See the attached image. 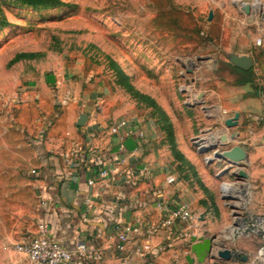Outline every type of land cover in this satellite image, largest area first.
Returning a JSON list of instances; mask_svg holds the SVG:
<instances>
[{
  "label": "crops",
  "instance_id": "obj_1",
  "mask_svg": "<svg viewBox=\"0 0 264 264\" xmlns=\"http://www.w3.org/2000/svg\"><path fill=\"white\" fill-rule=\"evenodd\" d=\"M252 55L254 82L230 88L225 104L240 123L230 149H244L246 168L223 173L230 167L225 161L208 157L199 164L186 156L197 167V180L181 169L177 154L158 147L160 130L151 120L120 118L104 93L84 89L83 83L61 81L57 74L33 78L19 93L20 105L0 114V162L28 176L27 186L12 187L18 194L15 206L11 187L0 186V264H33L6 247L35 238L41 224L50 239L73 253L72 264H120L126 257L131 264H200L188 260L196 258L189 223L163 225L172 210L187 204L199 237L219 236L232 221L212 179L239 183V171L248 180L239 187L224 185V193L250 186L259 211L264 210V50L256 48ZM121 121L124 127L112 134ZM66 154L72 155L70 161ZM1 168L0 177L10 174ZM104 169H118V181L101 179ZM145 169L148 174L141 176ZM91 180L95 185H89ZM119 225L139 230L124 254L116 250ZM79 244L85 245L83 254L77 252ZM215 244V251L223 249ZM257 246L244 241L234 249L251 254Z\"/></svg>",
  "mask_w": 264,
  "mask_h": 264
},
{
  "label": "rangeland",
  "instance_id": "obj_2",
  "mask_svg": "<svg viewBox=\"0 0 264 264\" xmlns=\"http://www.w3.org/2000/svg\"><path fill=\"white\" fill-rule=\"evenodd\" d=\"M60 1L46 8L0 0V114L20 105L19 93L33 78L57 74L104 93L120 118L155 123L158 147L177 154L181 169L197 180V167L186 156L204 164L236 140L240 123L225 104L229 89L247 77L231 59L255 51L254 40L264 32V0ZM20 54L27 57L14 61ZM10 164L0 162L10 172L0 186L11 187L15 206L12 187L27 186L28 176L16 175ZM212 182L231 221L235 212L264 213L250 186L224 193V185L246 181ZM244 241L222 243L234 250Z\"/></svg>",
  "mask_w": 264,
  "mask_h": 264
},
{
  "label": "built area",
  "instance_id": "obj_3",
  "mask_svg": "<svg viewBox=\"0 0 264 264\" xmlns=\"http://www.w3.org/2000/svg\"><path fill=\"white\" fill-rule=\"evenodd\" d=\"M264 19V14L261 16ZM256 18V17H255ZM257 19V18H256ZM256 48L264 50V32L257 36L254 40ZM264 103V96H263ZM124 127L123 121L118 122L111 128L112 134H117ZM141 138H144L143 133L140 134ZM66 159L70 161L72 159L71 154H66ZM36 171H32L35 174ZM148 170L145 169L140 172L141 176L147 175ZM101 179H108L112 183H116L119 179L120 172L118 169L111 171L109 169H104L99 174ZM90 186L95 185V181L91 180L89 182ZM158 207L160 210L164 209L163 204L159 203ZM233 219L230 226L222 234L217 236L215 242L219 243V249L215 251L214 256L218 259V252L221 250H230L232 253L231 261L236 264H243L245 261L248 264H264V213L245 210L243 212H235L232 214ZM183 221L189 223L190 236L199 237V224L197 220L193 217V213L187 204H183L178 208L172 210L163 222L165 227L173 226L176 222ZM120 230L118 235V244L116 250L120 253H127L128 246L134 240V236L138 234V228H133L128 225H119L117 227ZM224 239V240H220ZM236 242L237 240H246L249 242H257L258 246L254 252L251 254H246L241 250H231L229 247L225 246L222 242ZM216 247V246H215ZM6 249H13L15 252L26 255L33 264H72L73 263V253L63 247L59 242L54 241L48 237V227L41 224L38 228V235L32 238L28 242L17 243L12 245H7ZM86 251L84 244H79L77 247V252L83 254ZM140 251V250H139ZM244 259H246L244 261ZM120 264H131L130 260L126 257L122 260Z\"/></svg>",
  "mask_w": 264,
  "mask_h": 264
},
{
  "label": "water",
  "instance_id": "obj_4",
  "mask_svg": "<svg viewBox=\"0 0 264 264\" xmlns=\"http://www.w3.org/2000/svg\"><path fill=\"white\" fill-rule=\"evenodd\" d=\"M249 10V6H247ZM232 64H234L236 67L241 68L245 71H248L253 66V61L250 57H239V56H233L231 59ZM234 120L237 121V116L234 117ZM83 124V121L80 122V125ZM216 146L213 147H207L203 150H201V153L207 154L211 150H214ZM215 160H221L225 161L230 165L229 168H226V170L223 173H228L232 170V168H243L246 166L247 162V154L244 151L243 148L240 146H234L229 150H225L223 152H220L218 150H215L213 155ZM214 159L210 160L211 162L214 161ZM236 178L239 182H244L248 180L249 176L244 171H239L236 174ZM217 240V236H212L210 238H202V237H193L192 243H193V253L195 254V259H190V263H194L195 261L199 262L200 264H205L207 261H231L232 260V253L230 250H223L221 252H218V259L214 256V248L216 246L215 241ZM246 260V259H244Z\"/></svg>",
  "mask_w": 264,
  "mask_h": 264
},
{
  "label": "trees",
  "instance_id": "obj_5",
  "mask_svg": "<svg viewBox=\"0 0 264 264\" xmlns=\"http://www.w3.org/2000/svg\"><path fill=\"white\" fill-rule=\"evenodd\" d=\"M23 4L27 5H32V6H42V7H57L60 5H63V3L60 0H17ZM24 57H27L25 54H20L18 55L14 61H18ZM243 74L247 77L243 81H241L242 84L245 83H251L254 82V77H253V71H245Z\"/></svg>",
  "mask_w": 264,
  "mask_h": 264
}]
</instances>
